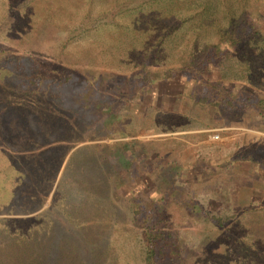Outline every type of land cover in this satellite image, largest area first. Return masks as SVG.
Instances as JSON below:
<instances>
[{"label": "rangeland", "instance_id": "rangeland-1", "mask_svg": "<svg viewBox=\"0 0 264 264\" xmlns=\"http://www.w3.org/2000/svg\"><path fill=\"white\" fill-rule=\"evenodd\" d=\"M21 259L264 264V0H0V264Z\"/></svg>", "mask_w": 264, "mask_h": 264}, {"label": "trees", "instance_id": "trees-1", "mask_svg": "<svg viewBox=\"0 0 264 264\" xmlns=\"http://www.w3.org/2000/svg\"><path fill=\"white\" fill-rule=\"evenodd\" d=\"M256 25H259V24H255L254 23V21L252 22V23H247V24H245L242 28H243V30H247V29H251V30H253V29H255V27H256ZM242 28H240V27H236L235 25H234V23H232L231 24V26H230V29L228 30V31H226L225 33H223V35H227V37H226V39H224L225 41H228V40H232V41H234V39L233 38H235L233 35H235V34H237V33H239L240 32V30L242 29ZM214 50H222V47H219V45L218 44H215V45H212V46H210V49L208 50H206V52H205V54H204V57L202 58V63H204V61H205V59H207V60H210V59H212L213 60V54H214ZM231 93H235L234 91H231ZM230 93L228 92V94L227 95H229ZM237 97H239L238 96V93H236V98ZM248 102H252L253 101V96L252 95H250L249 97H248ZM240 102V101H239ZM227 103V102H226ZM228 103L229 104H232L233 106L234 105H236L235 104V102L231 99V101H228ZM148 235H149V237H151V234L150 233H148ZM152 240V239H151ZM153 241V240H152ZM151 246H150V248H151V250H150V255H149V260H151L152 261V259H153V254H154V244H153V242H151V244H150ZM22 260V263H19V262H17L16 264H24L26 261H25V259H21Z\"/></svg>", "mask_w": 264, "mask_h": 264}, {"label": "crops", "instance_id": "crops-1", "mask_svg": "<svg viewBox=\"0 0 264 264\" xmlns=\"http://www.w3.org/2000/svg\"><path fill=\"white\" fill-rule=\"evenodd\" d=\"M168 92H166V94L165 95H167L168 96V94H171V93H173V92H169L168 94H167ZM192 93V96H196V98H197V94H195V92L194 91H192L191 92ZM182 93H180L179 94V96H181L180 97V99L181 98H183V97H185L186 96V94H182ZM217 111V110H216ZM170 112H173V114L175 115H180L181 113H180V111L179 110H170ZM210 129H198V128H196V127H191V126H189V127H185V129H175V131L176 132H180V133H185V134H188V133H190V134H195V135H197L199 132H204V131H206V132H208ZM159 133H163V134H168L169 132L166 130V129H163L161 132H159ZM211 141H215V139H213L212 137H211ZM222 140H226V142L224 143V144H228L229 143V137L228 138H223Z\"/></svg>", "mask_w": 264, "mask_h": 264}, {"label": "built area", "instance_id": "built-area-1", "mask_svg": "<svg viewBox=\"0 0 264 264\" xmlns=\"http://www.w3.org/2000/svg\"><path fill=\"white\" fill-rule=\"evenodd\" d=\"M211 136H212V138H214V139H217V138H218V134L211 135Z\"/></svg>", "mask_w": 264, "mask_h": 264}]
</instances>
